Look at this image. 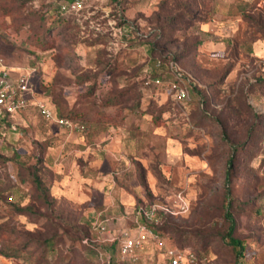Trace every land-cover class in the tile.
Wrapping results in <instances>:
<instances>
[{
    "label": "rangeland",
    "instance_id": "374dc122",
    "mask_svg": "<svg viewBox=\"0 0 264 264\" xmlns=\"http://www.w3.org/2000/svg\"><path fill=\"white\" fill-rule=\"evenodd\" d=\"M65 1L0 0V60L29 89L0 127V264H264V0H82L61 15ZM173 61L187 103L144 84ZM149 205L170 211L161 234L122 256L116 237Z\"/></svg>",
    "mask_w": 264,
    "mask_h": 264
},
{
    "label": "built area",
    "instance_id": "2783aa9c",
    "mask_svg": "<svg viewBox=\"0 0 264 264\" xmlns=\"http://www.w3.org/2000/svg\"><path fill=\"white\" fill-rule=\"evenodd\" d=\"M82 7V0H68L60 5L59 11L66 13L70 11H79ZM160 63L157 64V67ZM168 70L171 79L164 81L159 77H148L144 84L147 87L166 86L172 91V97L176 103H187L190 100L189 84L182 69L176 62L168 64ZM28 81L25 74L12 75L7 66L0 60V122L4 121L9 126V119L17 112L27 106L26 93L28 92ZM39 113L48 121H52L61 127L68 129L83 130V125L73 122L67 118L58 117L48 103L40 101L36 103ZM181 206L177 213L184 212L187 205L182 199H179ZM170 211L164 207L139 206L134 213V227L131 230H123L116 237L117 248L122 256L133 257L147 242L156 241L158 235L153 231L152 225L156 224L159 215H166ZM96 230L103 233L104 225H97ZM87 243V240L84 241ZM183 256L177 254L169 258V264H183ZM111 257L108 254L100 255V264H110Z\"/></svg>",
    "mask_w": 264,
    "mask_h": 264
},
{
    "label": "trees",
    "instance_id": "16d2710c",
    "mask_svg": "<svg viewBox=\"0 0 264 264\" xmlns=\"http://www.w3.org/2000/svg\"><path fill=\"white\" fill-rule=\"evenodd\" d=\"M68 1V0H67ZM79 11H70V12H66V13H61L58 9V13H60L61 15H72L75 13H78ZM194 92L193 90H191L190 95L192 98H194ZM58 116V115H57ZM58 117H63V118H67L69 120H72L73 122L76 121L73 119V117L71 116H58ZM76 123L79 124H83L79 121H77ZM9 125L5 124L4 121L0 122V127L2 128H7ZM230 162H228V166H227V170L225 173V197L226 199H229L231 196V189L229 188V183H230ZM161 216L166 217V215H159L158 216V220L156 222V224L152 225V229L153 231L159 235L161 234V230L159 225L163 224V218L161 219ZM224 220L227 222V229L226 231L222 234L221 238L223 239L224 244L229 247L234 255V258L236 261H238L242 256H243V251H244V247L242 244V241L238 238H236L235 235V231H236V224H235V220L234 217L230 211V202L228 201L226 208H225V212H224V216H223ZM183 248V247H182ZM90 249V248H89ZM90 251H94L92 249H90ZM98 261V260H97Z\"/></svg>",
    "mask_w": 264,
    "mask_h": 264
}]
</instances>
